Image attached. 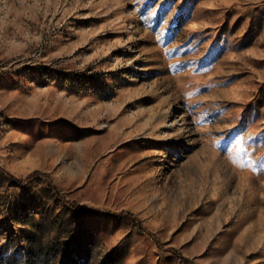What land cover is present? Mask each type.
<instances>
[{"label": "rangeland", "instance_id": "1", "mask_svg": "<svg viewBox=\"0 0 264 264\" xmlns=\"http://www.w3.org/2000/svg\"><path fill=\"white\" fill-rule=\"evenodd\" d=\"M0 264H264V0H0Z\"/></svg>", "mask_w": 264, "mask_h": 264}, {"label": "trees", "instance_id": "2", "mask_svg": "<svg viewBox=\"0 0 264 264\" xmlns=\"http://www.w3.org/2000/svg\"><path fill=\"white\" fill-rule=\"evenodd\" d=\"M10 176V178L14 181V182H16V183H18V184H21L22 183V181H20L19 179H16L15 177H13V176H11V175H9ZM36 176H40V174L39 173H33V174H31L29 177H28V179H31V178H34V177H36ZM49 184H50V186H51V188H53V190H56V188L54 187V185L51 183V182H49Z\"/></svg>", "mask_w": 264, "mask_h": 264}]
</instances>
